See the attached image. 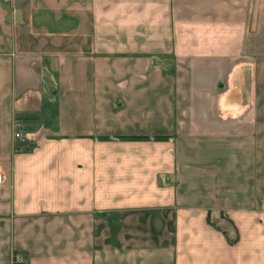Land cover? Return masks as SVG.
Returning a JSON list of instances; mask_svg holds the SVG:
<instances>
[{"label": "crops", "instance_id": "1", "mask_svg": "<svg viewBox=\"0 0 264 264\" xmlns=\"http://www.w3.org/2000/svg\"><path fill=\"white\" fill-rule=\"evenodd\" d=\"M0 172V264H264V0H0Z\"/></svg>", "mask_w": 264, "mask_h": 264}, {"label": "built area", "instance_id": "2", "mask_svg": "<svg viewBox=\"0 0 264 264\" xmlns=\"http://www.w3.org/2000/svg\"><path fill=\"white\" fill-rule=\"evenodd\" d=\"M13 139H14V147H26V148H31L32 145L30 144V141L28 139V137L23 134L22 132L20 131H15L14 134H13ZM5 176L3 173L0 172V183H4L5 182ZM19 262H22L21 260V257L20 256H16L14 258V261H12V264H17Z\"/></svg>", "mask_w": 264, "mask_h": 264}, {"label": "trees", "instance_id": "3", "mask_svg": "<svg viewBox=\"0 0 264 264\" xmlns=\"http://www.w3.org/2000/svg\"><path fill=\"white\" fill-rule=\"evenodd\" d=\"M123 139H149L148 136H123L122 137ZM154 139H162L163 137L161 136H155L153 137ZM16 255H14V258H15ZM14 261V259H13ZM17 264H27L26 262L22 261V262H19Z\"/></svg>", "mask_w": 264, "mask_h": 264}]
</instances>
